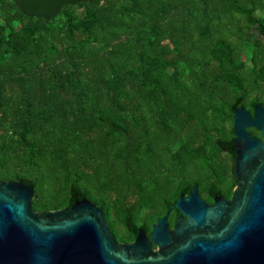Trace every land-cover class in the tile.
<instances>
[{"label": "trees", "instance_id": "trees-1", "mask_svg": "<svg viewBox=\"0 0 264 264\" xmlns=\"http://www.w3.org/2000/svg\"><path fill=\"white\" fill-rule=\"evenodd\" d=\"M15 4L0 0V181L33 187L34 211L83 197L131 242L181 190L231 192L234 110L264 106V0H93L49 20Z\"/></svg>", "mask_w": 264, "mask_h": 264}, {"label": "water", "instance_id": "water-1", "mask_svg": "<svg viewBox=\"0 0 264 264\" xmlns=\"http://www.w3.org/2000/svg\"><path fill=\"white\" fill-rule=\"evenodd\" d=\"M92 1L16 0L15 5L27 17L49 20L64 6ZM250 128L261 138L251 136ZM232 132L231 201L212 184V205L195 185L181 190L150 234L140 229L132 243L117 242L102 210L83 197L41 213L32 208L33 187L17 179L0 181V264H264V106L256 104L252 115L235 109Z\"/></svg>", "mask_w": 264, "mask_h": 264}, {"label": "flooded vegetation", "instance_id": "flooded-vegetation-1", "mask_svg": "<svg viewBox=\"0 0 264 264\" xmlns=\"http://www.w3.org/2000/svg\"><path fill=\"white\" fill-rule=\"evenodd\" d=\"M252 114H253V112H252ZM251 114V115H252ZM254 129V128H253ZM254 130H256V129H254ZM256 132H257V134L256 135H254V134H252V133H250L251 134V136H255V137H258V138H261V135H260V133L256 130ZM236 190V185H234L233 186V188H232V190H231V192L229 193V194H227V193H225V194H222V193H220V195H222L223 196V198L226 200V201H231V197H232V194H233V192ZM201 197V196H200ZM201 199L203 200V201H205V203L207 204V205H212L213 203H214V201H213V199H211V200H207V199H205V198H202L201 197ZM166 213V212H165ZM165 215V214H164ZM163 215V216H164ZM162 216V217H163ZM175 218H176V211L174 210V209H172L171 211H170V213H169V216H168V218H167V225H168V228L171 230L172 229V226H173V224H174V221H175ZM153 225V224H152ZM151 225V226H152ZM151 231V230H150ZM149 234H150V232H149ZM147 235V234H146ZM134 241V240H133ZM133 241H131V242H122V243H132ZM151 250H152V252H157L158 251V246H152V248H151Z\"/></svg>", "mask_w": 264, "mask_h": 264}, {"label": "rangeland", "instance_id": "rangeland-1", "mask_svg": "<svg viewBox=\"0 0 264 264\" xmlns=\"http://www.w3.org/2000/svg\"><path fill=\"white\" fill-rule=\"evenodd\" d=\"M256 15L259 16L260 15V12H256ZM248 35L251 37V41L254 42L258 39V34L257 32L254 30V29H251L249 32H248ZM243 59L246 61L245 63V69H246V72H250L252 71V65L249 61H247V53H245L243 55ZM262 102L264 103V92H263V95H262V98H261Z\"/></svg>", "mask_w": 264, "mask_h": 264}]
</instances>
